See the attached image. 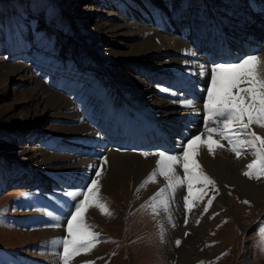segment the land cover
Returning <instances> with one entry per match:
<instances>
[{"label": "rangeland", "instance_id": "1", "mask_svg": "<svg viewBox=\"0 0 264 264\" xmlns=\"http://www.w3.org/2000/svg\"><path fill=\"white\" fill-rule=\"evenodd\" d=\"M228 2L0 0V264H61L62 246L52 241L67 237V218L75 203L69 193H78L97 179L95 173L104 171L105 157L132 151H142L141 155L180 153L179 148L173 151L174 146L171 151L164 148V141L155 137L162 128L161 121L155 120L159 105L190 99L195 103L191 109H202L204 81L193 83L194 72L202 76L201 65L238 62L236 56L244 48L250 55H264V31L239 24L240 19L231 23L239 13L250 16V12L234 6L226 9ZM256 6L251 17L256 15L259 25L264 0H258ZM180 11L183 17L189 14L193 19L196 13L200 17L185 25L178 16ZM204 19L215 22L222 38L218 43L214 40L191 47V62L200 68L186 63L183 70L193 73L175 77L177 73L171 69L179 56L170 47H185L200 27L197 22ZM257 36L261 39L258 44L253 42ZM149 41L150 47L159 45L161 50L142 47ZM216 48L219 52L215 54ZM140 70L153 79L152 84L140 87L152 92L145 104L142 93L132 92L126 78L131 73L139 79ZM129 109L143 112L135 126L127 125L132 132L123 137V148L118 140L99 147L81 138L92 131L108 135L113 126L125 125ZM104 118L107 125L93 130L92 125L98 128ZM190 120L184 114L174 128L182 133ZM144 130L147 137L142 135ZM142 140L155 147L136 148ZM99 149L102 152L97 154ZM72 155L76 158L66 160ZM90 159L96 164L93 162L84 183L85 173L78 170L90 164ZM252 159L249 155L237 160L228 152L227 165L232 164L230 169L238 178L214 177L218 192L209 186L204 202L190 213L183 202L185 186L170 202L171 221L169 213L160 208L158 215L152 212L148 205L153 195L139 198L138 191L145 185L163 179L158 176L155 183H143L156 166L148 167L135 187L130 177L110 188L102 187L105 182L100 180V196L112 215L88 210L85 219L100 234L101 242L71 264H264V178L248 179L242 174ZM197 160L209 175L200 155ZM165 184L163 180L160 188ZM212 196L215 199L204 213Z\"/></svg>", "mask_w": 264, "mask_h": 264}, {"label": "snow or ice", "instance_id": "2", "mask_svg": "<svg viewBox=\"0 0 264 264\" xmlns=\"http://www.w3.org/2000/svg\"><path fill=\"white\" fill-rule=\"evenodd\" d=\"M205 71L202 68L201 75H204ZM210 76L211 83L206 89L207 99L204 105L206 112L204 132L182 144L179 154H169L166 151L142 153L144 157L150 155L158 157L156 168L143 183H155L158 176L166 181L164 187L150 199L148 206L154 214H159L158 208L169 213V221L170 202H174L176 193L185 186L187 195L183 197V202L189 213L204 202L209 186L218 192L216 181L197 160L201 149L206 148L214 157L218 149L225 148L221 141H227L228 150L235 154L237 160L246 155L253 157L242 174L248 179L264 178V136L253 130L254 126L264 129V60L258 55H249L238 62L219 63L211 68ZM183 103L187 108L194 107L192 101ZM104 162L107 163L106 157ZM178 166L182 169V174L178 171ZM95 176L97 179L91 180L78 193H69L75 203L71 206L67 218V237L52 241L53 245L62 246L61 264H71L75 257L91 252L101 242L100 234L93 231V225L85 219L89 209H98L105 217L112 215L100 196L98 178L101 172L97 171ZM214 199L215 196H212L207 200L203 208L204 213L208 212ZM161 229L163 238V225ZM261 234L264 236V230ZM180 243L179 240L176 241L177 246ZM85 264L94 262L87 261Z\"/></svg>", "mask_w": 264, "mask_h": 264}, {"label": "bare ground", "instance_id": "3", "mask_svg": "<svg viewBox=\"0 0 264 264\" xmlns=\"http://www.w3.org/2000/svg\"><path fill=\"white\" fill-rule=\"evenodd\" d=\"M81 1L82 0H80V1L77 0V4H80ZM241 1H243V2L241 3ZM257 1L258 0H229L228 7L224 6L226 9L230 10L232 8L234 9V7L235 8L241 7L240 10H242L244 12H246V11L250 12V14H249L250 16H246V14H241V13H239L238 16L234 15L237 17V19L236 20L232 19L231 23H237V21L240 19L238 21V23L240 21H242V22H240L239 24H241V23H243V25L244 24L245 25L251 24L252 25L251 27L255 26V28H257L258 30L264 31V26H263L264 25V22H263L264 15L262 16V14H261L263 10L260 12V15L258 16L260 19H262L261 22H259L260 23L259 25L256 24L257 23V21L255 20L256 15H254L253 18L251 17L252 16L251 14H253L254 10L257 8V6H256ZM182 9H184L188 13L191 12V11H188L189 9H187L186 7H182ZM204 11H205V9H202V12H204ZM178 14H179L178 16H181V22L183 21L185 25H188V23L191 22V20H193V19L196 20L198 17H200L198 15V13H196V15L194 16L193 19L191 18V16L189 14H185V17H183L181 14V11ZM187 19H188V22H187ZM216 20H218V19H216ZM177 22H179V19ZM197 23L200 24V27L198 28L197 31H195L194 37L192 39H190L189 41H187L185 47L180 48L178 45H175V46L172 45L170 47L171 49L172 48L178 49V51L176 49H174V50H172L173 52H171V53L176 54V56L177 55L179 56V60L176 61V65L172 66V69H171L172 72L177 73V74H173V75H175V77H178V76L183 77V76H186V74L188 72L190 73V71H184L183 70L184 67L188 66L186 63H189L191 68H197L198 67L196 65V63L191 62L192 58H194V54L191 53V49H194L198 44H201L202 42H203V44H205V43H209V42L211 43L215 40L218 43V38H220L222 36L219 32V28H216L215 22H213V21L205 22V19H204L203 23H201V21L197 22ZM228 28H229V26H228ZM234 30H236V28ZM209 32H211V34ZM242 34L245 35L244 32ZM248 37H249V39L251 38L250 36H248ZM229 39L232 40L230 37H229ZM260 41H261V39L258 36L256 38H254V40H253V42H255L256 44H258ZM144 43L145 42H142L141 45ZM151 44L152 43L149 41L148 45L144 44V45H142V47L150 48L153 50L155 49L157 52H159V50H161L159 45H158V47H157V45H153L150 47L149 45H151ZM233 45H234V43H233ZM247 46H248V44H247ZM191 47H194V48H191ZM137 51H138V49H137ZM213 51L216 54L219 52V49L216 48ZM253 51L254 50L252 49V52ZM250 54H251V52L247 51V48H244V49H242V53L240 55L236 56V59L240 60L241 57L247 56ZM259 57L261 58V60H264V55L259 56ZM219 60L220 59H218V61ZM221 62H222V60H221ZM201 67L206 70L205 74L202 75L201 77L196 76L195 75L196 73L195 72L193 73V71H191V73H193V83L195 81H197V79L204 81L203 83H204L205 93H203L202 96L205 99H207L206 89L210 86V83H211L210 70L212 67H208L206 65H201ZM198 68H200V67H198ZM137 72L140 73L139 79L132 77L131 73L127 74L126 78L130 82V84H132V92L142 93L141 96L143 98V101H145L144 102V104H145L148 101L147 99H150L152 97V92H150L149 89H140V87L144 88V87L148 86L149 84H152L153 79L144 70H140ZM184 101H191V100L189 99V100H184ZM164 104H165V107L159 105L160 108H159L158 113H157L158 116H155V120L159 119L162 123L161 131L156 132L155 137L157 136V138L164 141V143H163L164 148L170 149L172 146H174L173 151H176L177 150L176 148H179V150L181 152V145L182 144H186L190 138L204 132V128L202 127V124L205 123V121H206V112H205L204 108L199 109L200 107L195 108V109L189 108L190 111H188V108L184 105V103L180 104V103L169 101V102H166ZM194 104L195 103H193V105ZM143 106H144V108L147 107L146 105H143ZM117 108L119 111H122L121 107L118 106ZM164 108H166V109H164ZM185 108H187V112H184V110L186 111ZM142 112L143 111H141V113H140L137 109L136 110L131 109L129 112H127V114H125V117H124L125 118L124 119L125 125L120 124L117 127L113 126L112 129L109 131L108 135L102 134L100 131L98 132V134L97 133L94 134V132L92 131L89 135L83 134L84 136H81V138L82 139L86 138L89 141H91L93 146H99V147H106L107 145H109V143L113 144V142H117V140L121 144L123 137L130 136V134L132 132L131 131L132 129L131 130L127 129V125L132 124L135 126L137 124L138 120H140ZM184 114L187 116V119H191V120L188 122V125L186 126V130H184V132L181 133V132H178L179 130L174 128V125H176V122L178 121V119L183 117ZM105 121H106L105 118L103 120H101L99 125H98V128H94L93 127L94 125H92L93 130L94 129H97V130L102 129L104 126L107 125ZM202 128H203V130H202ZM120 129L122 131H120ZM253 130L256 131L258 134L264 136V129H261L257 126H254ZM147 133H148L147 130H144L142 135L147 137V135H146ZM150 133H152V132H150ZM204 135L206 136L207 133L205 132ZM215 138L219 139V137H215ZM202 139H203V137H202ZM144 140H145V138H144ZM144 140L140 141L139 144L140 143H142V144L137 145L136 148L148 149V148H154L155 147V145H152V143L149 144V142H146ZM221 142L222 143L225 142L224 143V144H226L225 148L224 149H218L216 152V155L214 157L207 152L206 148L201 149V152H200L201 160L205 163L207 171L209 173V176H211L212 178L222 177L224 180H229V179L235 180L238 178L237 173L230 169L232 164L227 165V162H228L227 161V155H228V152H231V151L228 150L227 141H221ZM121 145L122 146H120V148L121 147L123 148V144H121ZM127 145H128V142L126 143V146ZM170 151H171V149H170ZM95 152L97 154H99L102 151L99 149V150H96ZM140 152H142V151H140ZM140 152H138V153H136V152L133 153V151L131 153L130 152H128V153H126V152H124V153L114 152L113 154H111L109 156V158L107 159V163H103L104 171L102 172L100 178L98 179L99 181L101 180L100 182H102V184L105 182V184L102 185V187L110 188V185L114 186V184H118L119 182H127L128 177L134 178V182H133L134 187L136 185H138L139 182L142 180V175L145 173L146 169L148 167L151 168V167L157 166L156 161L158 160L157 156L150 155L148 157H144L143 155H141ZM152 153H154V152H152ZM248 157H249V155L244 156L242 158V161L247 159ZM68 158L70 160V158L74 159L76 157L74 155H72L71 157L68 156L66 160H68ZM90 160H91L90 164H88L85 167L78 170L82 173H85L84 174V180H86V181H84V183L88 181V177L90 176V174H89L90 169L92 168V166H94L93 162H95V164H96V161H94L92 159H90ZM179 170H180V168L178 166V171ZM131 175H133V176H131ZM161 178H163V177H161ZM163 180L164 179L159 181L156 185H149V184L145 185L140 191H138V192H140L139 198L144 197V196L147 197L150 195L154 196L155 193L159 191ZM78 182H81V181H78Z\"/></svg>", "mask_w": 264, "mask_h": 264}]
</instances>
